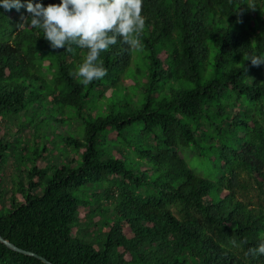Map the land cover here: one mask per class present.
Here are the masks:
<instances>
[{"label": "trees", "instance_id": "trees-1", "mask_svg": "<svg viewBox=\"0 0 264 264\" xmlns=\"http://www.w3.org/2000/svg\"><path fill=\"white\" fill-rule=\"evenodd\" d=\"M141 14V47L118 39L84 86L87 50H54L25 8H0V236L49 264H264L249 254L264 243V64L248 61L264 57V0ZM0 264L46 263L0 243Z\"/></svg>", "mask_w": 264, "mask_h": 264}, {"label": "clouds", "instance_id": "clouds-1", "mask_svg": "<svg viewBox=\"0 0 264 264\" xmlns=\"http://www.w3.org/2000/svg\"><path fill=\"white\" fill-rule=\"evenodd\" d=\"M142 4L143 0H59V4L45 7L30 0H0V8L5 11L25 8L30 14L26 26L41 30L50 48L71 53L75 45L87 50L74 71L84 86L107 75L100 55L118 39L131 48L141 47L140 34L145 28ZM248 61L259 66L264 64V57L250 56ZM249 254L264 255V243L250 248Z\"/></svg>", "mask_w": 264, "mask_h": 264}, {"label": "rangeland", "instance_id": "rangeland-1", "mask_svg": "<svg viewBox=\"0 0 264 264\" xmlns=\"http://www.w3.org/2000/svg\"><path fill=\"white\" fill-rule=\"evenodd\" d=\"M16 130V129H15ZM6 132V131H5ZM4 132V133H5ZM30 132L28 131H23L22 135H19V138H23L25 140H30L32 141V138L30 139ZM188 156L187 153L184 154L185 160L188 164V167L193 170L197 175L206 178V179H214V174L211 173L210 169L207 167L208 163L204 161L203 158H199L198 156L191 155ZM73 158V157H72ZM42 163V161H41ZM202 172V173H200ZM14 169L11 164H8L5 168V174L9 178L14 174ZM241 185L242 188L239 189V195L243 196L246 200L247 203H252V198L256 196L255 191H253L252 188V181L247 177L245 173L241 174ZM254 203L257 202V199H254Z\"/></svg>", "mask_w": 264, "mask_h": 264}, {"label": "water", "instance_id": "water-1", "mask_svg": "<svg viewBox=\"0 0 264 264\" xmlns=\"http://www.w3.org/2000/svg\"><path fill=\"white\" fill-rule=\"evenodd\" d=\"M0 243L4 244L5 246H7L9 249H11L13 251H16V252H19V253H22V254H25V255H28V256L37 257L39 260L43 261L44 263L49 264L45 259H43L41 257H38L35 254H32V253H28V252H24L22 250H19L16 246H14L13 244H11L7 240L3 239L1 236H0Z\"/></svg>", "mask_w": 264, "mask_h": 264}]
</instances>
